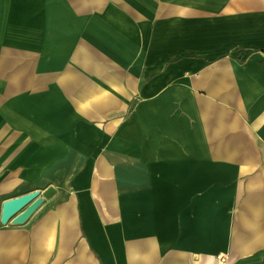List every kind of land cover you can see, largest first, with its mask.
Wrapping results in <instances>:
<instances>
[{
  "label": "crops",
  "instance_id": "0c3cea01",
  "mask_svg": "<svg viewBox=\"0 0 264 264\" xmlns=\"http://www.w3.org/2000/svg\"><path fill=\"white\" fill-rule=\"evenodd\" d=\"M93 1L0 0V210L54 187L25 224L0 223V264H264V39L214 58L118 56L126 77L110 85L130 114L112 138L113 96L72 83Z\"/></svg>",
  "mask_w": 264,
  "mask_h": 264
},
{
  "label": "rangeland",
  "instance_id": "374dc122",
  "mask_svg": "<svg viewBox=\"0 0 264 264\" xmlns=\"http://www.w3.org/2000/svg\"><path fill=\"white\" fill-rule=\"evenodd\" d=\"M92 3L97 6L89 9L88 15L90 55L77 54L81 52V41L74 38L76 79L72 83L79 86L90 82L93 92L103 88L113 96L109 105L111 112H116L104 120L112 123V138L122 125V118L127 120L130 114L129 108L121 113V101H116L120 93L118 86L110 85L111 79L119 74L125 73L126 77L127 70L118 69V56L124 59V64L148 58H214L252 48L254 42L264 39V29L257 25L264 27V13L242 10L250 5L264 6V0H146L145 3L97 0ZM95 9H99L103 18L104 28L100 33L95 23ZM115 20L122 22L121 30ZM128 32L135 47L122 48V54L118 55L116 34L123 36ZM100 35L104 36L109 50L102 57L94 43ZM100 59L104 61L99 62ZM107 82L110 86H101ZM135 102L131 100L129 106Z\"/></svg>",
  "mask_w": 264,
  "mask_h": 264
},
{
  "label": "water",
  "instance_id": "95a60500",
  "mask_svg": "<svg viewBox=\"0 0 264 264\" xmlns=\"http://www.w3.org/2000/svg\"><path fill=\"white\" fill-rule=\"evenodd\" d=\"M53 192L54 187L49 186L43 191L36 189L5 198L1 205L0 223L19 226L25 224Z\"/></svg>",
  "mask_w": 264,
  "mask_h": 264
},
{
  "label": "built area",
  "instance_id": "2783aa9c",
  "mask_svg": "<svg viewBox=\"0 0 264 264\" xmlns=\"http://www.w3.org/2000/svg\"><path fill=\"white\" fill-rule=\"evenodd\" d=\"M215 264H227V258L224 255H219Z\"/></svg>",
  "mask_w": 264,
  "mask_h": 264
}]
</instances>
